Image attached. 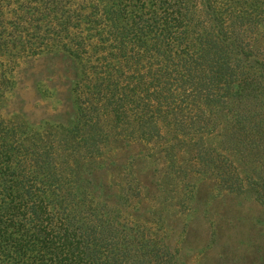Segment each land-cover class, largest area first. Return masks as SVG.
<instances>
[{"label": "trees", "instance_id": "16d2710c", "mask_svg": "<svg viewBox=\"0 0 264 264\" xmlns=\"http://www.w3.org/2000/svg\"><path fill=\"white\" fill-rule=\"evenodd\" d=\"M263 47L264 0H0V101L19 59L79 65L68 126L0 116V264H179L158 221L128 212L140 191L116 204L96 189L114 142L148 147L168 176L256 190L264 207V175L242 178L204 142L232 120L228 147L258 117L244 109L262 97Z\"/></svg>", "mask_w": 264, "mask_h": 264}, {"label": "rangeland", "instance_id": "374dc122", "mask_svg": "<svg viewBox=\"0 0 264 264\" xmlns=\"http://www.w3.org/2000/svg\"><path fill=\"white\" fill-rule=\"evenodd\" d=\"M264 48V47H263ZM10 84L1 95L0 116L37 128L44 124L68 126L73 120V88L79 65L62 52L19 59L10 65ZM255 120L236 126L232 143L222 146L221 135L234 122H220L216 133L205 135L207 147L231 160L245 178L264 175V85ZM240 134V136H236ZM141 144L111 143L96 163V189H111L117 196L141 192L128 212L142 220L158 221L160 238L175 253L179 264H261L264 257V207L253 189L231 193L211 179L178 178L163 173L164 161L148 158ZM257 176V175H256ZM138 188V189H136ZM262 191V189H261ZM125 210V208H124ZM126 211V210H125Z\"/></svg>", "mask_w": 264, "mask_h": 264}]
</instances>
